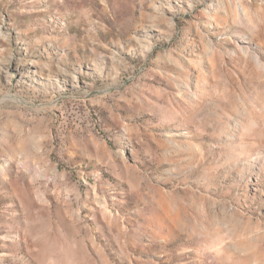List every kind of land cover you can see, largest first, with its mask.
<instances>
[{
    "label": "rangeland",
    "instance_id": "374dc122",
    "mask_svg": "<svg viewBox=\"0 0 264 264\" xmlns=\"http://www.w3.org/2000/svg\"><path fill=\"white\" fill-rule=\"evenodd\" d=\"M0 264H264V0H0Z\"/></svg>",
    "mask_w": 264,
    "mask_h": 264
}]
</instances>
